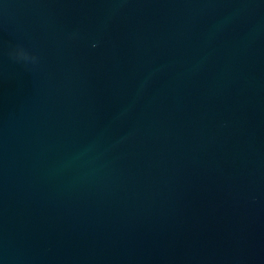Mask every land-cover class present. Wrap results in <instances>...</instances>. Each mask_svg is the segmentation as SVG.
<instances>
[{
  "label": "water",
  "instance_id": "water-1",
  "mask_svg": "<svg viewBox=\"0 0 264 264\" xmlns=\"http://www.w3.org/2000/svg\"><path fill=\"white\" fill-rule=\"evenodd\" d=\"M0 264H264V0H0Z\"/></svg>",
  "mask_w": 264,
  "mask_h": 264
}]
</instances>
